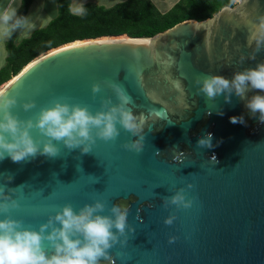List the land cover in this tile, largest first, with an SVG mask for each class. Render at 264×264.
<instances>
[{"label":"water","instance_id":"95a60500","mask_svg":"<svg viewBox=\"0 0 264 264\" xmlns=\"http://www.w3.org/2000/svg\"><path fill=\"white\" fill-rule=\"evenodd\" d=\"M169 57L170 66L160 63ZM260 63L264 0H238L205 21H183L151 38L102 36L41 54L2 89L16 99L11 111L20 120L35 122L55 100L95 115L103 100L118 105L121 97L130 98L127 107L135 115L160 116L147 121L140 154L123 149L138 137L117 125L119 137L107 143L97 139L89 154L53 141L60 149L55 159L0 161V186L15 189L6 194L19 204L0 220L22 221L24 228L39 231L66 205L78 213L101 201L106 208L100 214L109 216L111 207L122 203L135 232L129 230L127 245H115L110 260L101 264H264V124L251 118L244 100L235 95L230 104L223 95L209 100L195 84L211 75L232 79ZM94 84L101 86L95 96ZM257 94L264 95L253 91L248 97ZM29 102L36 107L25 111ZM241 116L245 124L230 122ZM209 133L214 147L198 148ZM31 135L37 142L46 139L35 128ZM181 188L193 207L165 208L164 199ZM170 215L177 219L168 226ZM171 237H177L175 243H169ZM44 247L53 254L47 241Z\"/></svg>","mask_w":264,"mask_h":264},{"label":"clouds","instance_id":"9594fccd","mask_svg":"<svg viewBox=\"0 0 264 264\" xmlns=\"http://www.w3.org/2000/svg\"><path fill=\"white\" fill-rule=\"evenodd\" d=\"M237 2L238 0H232L233 4ZM98 6L112 7L111 4ZM68 11L77 17L87 15L83 3L73 2L68 6ZM17 13V9L11 4L0 8V42L10 39L17 31L21 32V39L27 38L34 30L35 24L28 17L19 16ZM52 19L53 17L49 16L44 20L43 25L50 23ZM248 43L249 45L252 43L251 36ZM259 51L260 48H257V52ZM171 61L172 58L169 57L168 60H162L160 63L168 67ZM16 79L18 80L19 77ZM195 84L199 86L198 94L209 100H215L221 95L224 96L225 103L229 104L233 95L244 100L251 118L258 119L260 124H264V95L248 97L249 92L264 93V63L258 64L255 68L235 72L232 79L211 75L197 78ZM100 92L101 86L94 84L93 95ZM121 101L120 104L113 105L111 99L103 100L102 109L93 115L87 107L55 100L51 107L40 110L35 122L31 119L22 121L11 111L17 104L16 99L9 98L6 90H0V116H2L0 161L10 158L14 163H21L37 156L55 159L60 155V149L53 141L62 142L70 151L81 149L82 154H89L97 139L107 143L119 137L120 130L117 125L131 133L133 137H138L123 144V149L140 154L145 148L146 123L152 117H159L160 113H149L147 116L143 113L135 115L127 107L131 102L130 98L121 97ZM181 103L184 104L182 99ZM184 106L187 107L186 104ZM35 107V102L23 105L25 111ZM230 122L246 123L243 116L231 117ZM34 128L38 129L41 136L46 139L39 142L34 140L31 135V130ZM212 139V134L209 133L199 139L196 146L201 149H211L214 147ZM156 154L161 155L159 151ZM211 159L216 164L219 163L215 156ZM12 179V176H8L7 182H11ZM187 187L192 189L194 185L189 184ZM6 191L15 193V189H6V185L0 186V214H6L11 209L19 207L18 202L12 199V195L6 194ZM193 203L194 200L187 198L184 188L163 201L165 208L175 206L178 210L190 209ZM105 208L104 202L97 201L85 205L77 213L70 204L66 205L61 212L41 225L39 231L24 228L22 221L11 218L0 220V264H101V260H110L109 250L117 244L126 246L128 231L134 233L135 229H130L128 224L130 211L128 206L122 203L112 206L109 216L100 214ZM176 219L175 215H170L164 223L171 226ZM121 237L124 239L121 240ZM176 239L177 237H171L169 243H175ZM45 241L53 249V254L50 256L45 250Z\"/></svg>","mask_w":264,"mask_h":264},{"label":"trees","instance_id":"16d2710c","mask_svg":"<svg viewBox=\"0 0 264 264\" xmlns=\"http://www.w3.org/2000/svg\"><path fill=\"white\" fill-rule=\"evenodd\" d=\"M1 1V0H0ZM32 0H22L17 10L26 16ZM71 0H56L57 13L44 28L15 44L6 42V64L0 69V88L41 54L64 44L102 36L127 35L151 38L187 20L202 22L232 0H179L169 11L160 13L149 0H124L110 8L87 4V15L73 16L68 11Z\"/></svg>","mask_w":264,"mask_h":264},{"label":"rangeland","instance_id":"374dc122","mask_svg":"<svg viewBox=\"0 0 264 264\" xmlns=\"http://www.w3.org/2000/svg\"><path fill=\"white\" fill-rule=\"evenodd\" d=\"M124 0H72L71 4L73 2L76 3H83L84 5L90 4V5H109L112 6L122 2ZM151 4L156 8V10L160 13H165L169 11L179 0H149ZM9 0H1L0 1V8L7 7L9 5ZM20 3V0H15L14 4L12 5L14 8L18 7ZM235 3L234 5H236ZM102 7V6H101ZM108 8V7H104ZM44 11H43V10ZM57 14L56 9V0H34L33 4L31 5L29 12L27 13L26 17L30 19L32 23L35 24L34 30H32L29 34V36L38 29L44 28L46 25H43L44 20H46L49 16H52L53 18ZM43 25V26H42ZM28 36V37H29ZM21 37V32L17 31L15 32L12 37L10 38L13 40L14 43H17L23 39ZM27 37V38H28ZM25 39V38H24ZM9 40V39H7ZM4 52V49L2 48L0 44V57L2 56V53ZM5 54V52H4Z\"/></svg>","mask_w":264,"mask_h":264},{"label":"crops","instance_id":"0c3cea01","mask_svg":"<svg viewBox=\"0 0 264 264\" xmlns=\"http://www.w3.org/2000/svg\"><path fill=\"white\" fill-rule=\"evenodd\" d=\"M21 1L22 0H20V3H19V5H18V7H16V9L18 10V8H19V6H20V4H21ZM33 1L34 0H32V3H31V5L33 4ZM72 1V0H71ZM14 2H15V0H9V4H11V5H13L14 4ZM31 5H30V7H31ZM30 7H29V9H30ZM29 9H28V12H29ZM56 9H57V7H56ZM43 10V9H42ZM44 11V10H43ZM27 12V13H28ZM27 15V14H26ZM57 15V14H56ZM26 17V16H25ZM8 40H5V41H3V42H0V44H1V46H2V48L4 49V52H5V54H4V52L2 53V56L0 57V69L2 68V67H4L5 66V64H6V57H7V54H6V48H5V45H6V42H7ZM20 42V41H19ZM19 42H17V43H15V44H18Z\"/></svg>","mask_w":264,"mask_h":264},{"label":"bare ground","instance_id":"6f19581e","mask_svg":"<svg viewBox=\"0 0 264 264\" xmlns=\"http://www.w3.org/2000/svg\"><path fill=\"white\" fill-rule=\"evenodd\" d=\"M6 84H7V83H6ZM4 86H5V84H4L3 86H1L0 90H2Z\"/></svg>","mask_w":264,"mask_h":264}]
</instances>
